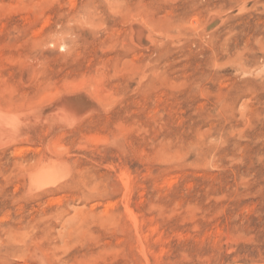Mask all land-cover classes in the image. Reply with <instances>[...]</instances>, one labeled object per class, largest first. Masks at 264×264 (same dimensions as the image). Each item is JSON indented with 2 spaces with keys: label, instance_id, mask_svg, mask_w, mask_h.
I'll return each instance as SVG.
<instances>
[{
  "label": "rangeland",
  "instance_id": "1",
  "mask_svg": "<svg viewBox=\"0 0 264 264\" xmlns=\"http://www.w3.org/2000/svg\"><path fill=\"white\" fill-rule=\"evenodd\" d=\"M0 264H264V0H0Z\"/></svg>",
  "mask_w": 264,
  "mask_h": 264
}]
</instances>
